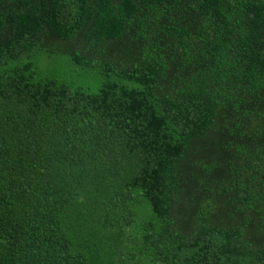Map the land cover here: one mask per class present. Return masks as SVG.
Instances as JSON below:
<instances>
[{
  "label": "trees",
  "instance_id": "1",
  "mask_svg": "<svg viewBox=\"0 0 264 264\" xmlns=\"http://www.w3.org/2000/svg\"><path fill=\"white\" fill-rule=\"evenodd\" d=\"M0 264H264V0H0Z\"/></svg>",
  "mask_w": 264,
  "mask_h": 264
}]
</instances>
